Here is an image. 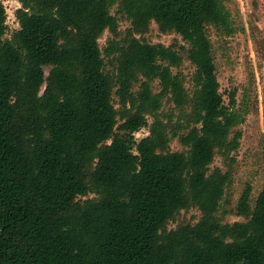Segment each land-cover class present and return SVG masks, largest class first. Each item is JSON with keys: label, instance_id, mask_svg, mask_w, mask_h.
Returning <instances> with one entry per match:
<instances>
[{"label": "trees", "instance_id": "16d2710c", "mask_svg": "<svg viewBox=\"0 0 264 264\" xmlns=\"http://www.w3.org/2000/svg\"><path fill=\"white\" fill-rule=\"evenodd\" d=\"M16 1L6 38L0 0V264H264V184L243 222L219 216L247 113L225 102L209 35L236 32L226 0ZM153 23L187 48L150 44ZM193 207L198 223L169 229Z\"/></svg>", "mask_w": 264, "mask_h": 264}, {"label": "rangeland", "instance_id": "374dc122", "mask_svg": "<svg viewBox=\"0 0 264 264\" xmlns=\"http://www.w3.org/2000/svg\"><path fill=\"white\" fill-rule=\"evenodd\" d=\"M7 10V23L12 29L19 28L17 10L22 7L16 1H4ZM232 12L236 32L231 36L220 35L214 28H209V35L213 44L217 65V76L221 85V92L227 104L230 102L229 94L235 92L236 109H243L247 113L245 121L236 129L241 132L240 146L232 154L234 158L232 182L225 195V210L221 211L220 218L224 223L243 222V218L235 216L236 205L248 186L252 188V198L255 199L264 184V0H226ZM112 14L118 18L119 30L122 36L130 27V22L117 14V6ZM12 32V31H10ZM13 33H10V37ZM111 37L106 32L99 40L102 50L107 47ZM150 44H163L171 46L178 44L186 47L187 44L176 34L164 35L158 30L155 23L151 25L150 32L145 36ZM112 69L111 67H109ZM180 71L186 76V86L191 89V76L193 66L184 60ZM49 72V68H46ZM177 72V71H176ZM139 86L135 88L138 91ZM154 92H160L158 82L153 85ZM118 107V98L114 97ZM174 105L164 101L163 111L171 113ZM151 123V119H149ZM149 135V129L144 128L135 136L140 140ZM173 152H184L185 148L176 139L171 143ZM221 167L223 171L228 168L220 157H216L211 167ZM94 197V196H91ZM202 214L197 208L184 210L175 222L170 223L169 229H176L182 224H196Z\"/></svg>", "mask_w": 264, "mask_h": 264}, {"label": "built area", "instance_id": "2783aa9c", "mask_svg": "<svg viewBox=\"0 0 264 264\" xmlns=\"http://www.w3.org/2000/svg\"><path fill=\"white\" fill-rule=\"evenodd\" d=\"M2 1L4 2V1H16V0H2ZM16 2H19V1H16ZM19 3H20V2H19ZM3 4H4V3H3ZM4 7H5V5H4ZM5 10H6V8H5ZM18 10H19V9H18ZM18 10H17V11H18ZM16 13H17V12H16ZM6 14H7V10H6ZM15 21H16V22L18 21L17 17L15 18ZM18 24H19V22H18ZM6 25H7V27H8V30H7V33H6L5 37H6V36H9L10 33H14L16 30L20 29V24H19V28H17V29H16V28H15V29L10 28V26H9L8 23H7V21H6ZM10 31H12V32H10ZM11 36H12V35H11ZM11 36H10V37H11ZM10 37H9V38H10ZM6 38H8V37H6Z\"/></svg>", "mask_w": 264, "mask_h": 264}]
</instances>
